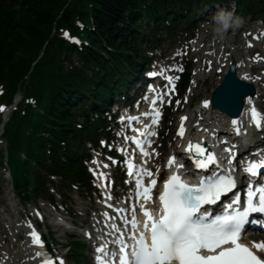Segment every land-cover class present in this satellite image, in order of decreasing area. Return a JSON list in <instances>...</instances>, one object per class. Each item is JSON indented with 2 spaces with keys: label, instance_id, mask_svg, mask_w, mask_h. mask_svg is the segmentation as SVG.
Wrapping results in <instances>:
<instances>
[{
  "label": "trees",
  "instance_id": "16d2710c",
  "mask_svg": "<svg viewBox=\"0 0 264 264\" xmlns=\"http://www.w3.org/2000/svg\"><path fill=\"white\" fill-rule=\"evenodd\" d=\"M202 1L215 0H6L0 4L3 100L10 103L20 90L25 98L6 127L8 158L18 189L23 188L29 198L30 188L42 187L47 174L71 181L84 176L79 152L84 150V139L96 133L85 112L106 107L107 96L141 76L149 19L165 29L170 21L176 28L180 20L187 21L193 4ZM237 1L243 13L255 2ZM91 18L95 30L87 32L90 47L77 51L61 38V29L77 34L75 22L89 25ZM74 53L83 68L73 66ZM81 115L83 124L78 121ZM73 245L75 264H83L80 244Z\"/></svg>",
  "mask_w": 264,
  "mask_h": 264
},
{
  "label": "snow or ice",
  "instance_id": "6c2138e0",
  "mask_svg": "<svg viewBox=\"0 0 264 264\" xmlns=\"http://www.w3.org/2000/svg\"><path fill=\"white\" fill-rule=\"evenodd\" d=\"M63 34L68 35L67 32ZM207 63L209 66L211 65V61ZM167 79L171 80L172 78L168 77ZM231 87L230 81L226 79L222 89L226 91ZM207 103L208 101L205 100L204 104L207 105ZM3 110L4 106L0 105V111ZM250 111L252 122L256 127H261V113L254 104ZM159 115L156 113L157 117ZM127 119L136 118L129 117ZM185 119L187 118L181 117L182 122ZM153 122L155 123V118ZM231 123L239 134L237 119H232ZM204 130L207 131V129ZM183 131L182 123L179 135L182 136ZM137 143L139 144V140ZM148 143L150 144L151 141ZM196 147L200 153L205 152V149L200 145H196ZM141 151L143 152L142 147ZM227 151H231V149H227ZM144 154L147 155V153ZM174 159V157H170L169 166L174 162ZM194 163L195 167L200 169H208L209 164H216L219 168V162L211 151H207L206 161L196 160ZM177 167H183V165H177ZM261 167H264V159L259 162L250 161L245 171L250 175H258ZM129 168L131 169L132 165H129ZM209 170L211 171V169ZM147 174L151 176V170H147ZM100 176L103 177L104 174L100 173ZM155 184L156 180H151L150 185L143 186L141 192L139 191L141 181L138 179L137 198L141 195L145 199L149 198L150 187ZM236 186V179L228 170H224L220 175L216 171H212L211 175L201 177L200 183L195 185L182 182L180 176L173 173L164 181L163 191L159 194L160 204L157 209L159 215L153 216L148 209L141 205L146 216L142 229L135 216L131 221L126 219L125 225L130 223L134 231L129 232L125 239L124 232L116 229L120 235L112 241V244L119 247L118 261L117 253L109 252L108 246L105 244L97 246V253L102 254L97 256L98 264H264V259H261L248 246L239 242L245 226L249 223H257V221L249 219V214L257 212L264 214V185L253 189L250 184L243 203H241L240 195L234 194L221 214L213 215L204 207L216 203L221 199V196L231 192ZM135 210V205H133L132 211L135 212ZM37 215H39L38 212ZM112 227L116 228V225H112ZM28 235L31 237L33 245L42 248L43 241L35 230L29 232ZM129 241L131 242L129 243ZM254 246L256 249L264 251V242H254ZM36 255L41 256L42 253L37 251ZM57 259L60 264H63L62 259ZM42 264H54V262L48 258L44 259Z\"/></svg>",
  "mask_w": 264,
  "mask_h": 264
},
{
  "label": "rangeland",
  "instance_id": "374dc122",
  "mask_svg": "<svg viewBox=\"0 0 264 264\" xmlns=\"http://www.w3.org/2000/svg\"><path fill=\"white\" fill-rule=\"evenodd\" d=\"M229 3H230V5L228 7L220 6V5H217V6L212 5V6H210V8H204V9L201 10L200 16L203 19L207 15L209 17L214 15L213 12H215V13L230 12L232 14V19L237 20L236 16L233 14V11H232V6L235 4V2H234V0H231ZM149 23H151V22H149ZM198 23L200 24V26H202L203 21H201L199 19ZM207 32L208 31L204 29L203 34L204 35H208ZM217 82H218V79L217 78H213V79L210 80V82H208V84L206 83L207 85L205 87L203 86L202 88H200L199 89L200 94H201L200 95V99L207 98L209 96L211 90L216 86ZM1 172H2V167H0V173ZM0 186H1V190H0V208H2V209L5 208L6 211H7V213L3 215V219L4 220H2V221H4V224H1V222H0V227L3 228V230H2L3 235L6 236L9 231H8V226H7L8 223H5V222H8L9 221L8 217L13 212H15L14 211L15 204L18 205L19 209H21L22 207L20 206V201H19L20 197H18L15 193H13L10 181L6 180L2 176L0 178ZM73 198H74V200H76V207H80V206H85V208L89 207V206H87V204H84V202L81 199H79V197L76 194L73 195ZM32 205L33 204L28 203V205H25L24 208H22L21 211H23L25 213H29V209H32V207H33ZM49 217H50V221H52V222L55 221L53 218H51V216H49ZM43 231H46L45 227H43ZM12 240H14V239L12 238ZM84 260L87 263L89 262V259H88L87 256H85ZM70 264H73L72 260L70 261Z\"/></svg>",
  "mask_w": 264,
  "mask_h": 264
},
{
  "label": "bare ground",
  "instance_id": "6f19581e",
  "mask_svg": "<svg viewBox=\"0 0 264 264\" xmlns=\"http://www.w3.org/2000/svg\"><path fill=\"white\" fill-rule=\"evenodd\" d=\"M243 70L246 79H248L249 70L247 68H244ZM215 115L218 118L222 114L216 112ZM18 230H20V234L23 235V239L20 242L18 248H16L12 254L3 252L0 249V262L2 261L1 264H37L34 253H32L30 245L28 244V241L24 235L25 233H23L19 228Z\"/></svg>",
  "mask_w": 264,
  "mask_h": 264
},
{
  "label": "clouds",
  "instance_id": "9594fccd",
  "mask_svg": "<svg viewBox=\"0 0 264 264\" xmlns=\"http://www.w3.org/2000/svg\"><path fill=\"white\" fill-rule=\"evenodd\" d=\"M213 19L216 22L214 31L218 34L223 33L230 26L232 14L230 12H220Z\"/></svg>",
  "mask_w": 264,
  "mask_h": 264
},
{
  "label": "water",
  "instance_id": "95a60500",
  "mask_svg": "<svg viewBox=\"0 0 264 264\" xmlns=\"http://www.w3.org/2000/svg\"><path fill=\"white\" fill-rule=\"evenodd\" d=\"M224 98V102H225V100H226V98L225 97H223ZM227 101V100H226Z\"/></svg>",
  "mask_w": 264,
  "mask_h": 264
}]
</instances>
